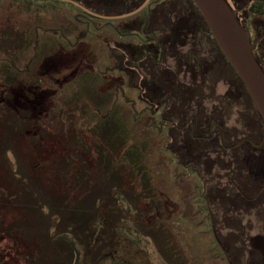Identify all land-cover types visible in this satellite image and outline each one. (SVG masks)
Instances as JSON below:
<instances>
[{"label": "rangeland", "instance_id": "rangeland-1", "mask_svg": "<svg viewBox=\"0 0 264 264\" xmlns=\"http://www.w3.org/2000/svg\"><path fill=\"white\" fill-rule=\"evenodd\" d=\"M179 1L168 4V20L195 23L197 13L195 19L189 18ZM237 1L240 7L246 2ZM226 2L231 6L233 0ZM237 15L239 23L248 22L252 41L264 34V16ZM10 36L0 39V71L7 83H14L0 108V227L12 237L0 238V264L170 263L165 251L160 254L162 241L154 235L165 222L159 198L149 200L147 185L129 183L130 172L112 173L111 141L120 142L126 135L125 114L138 124L141 141L150 136L158 144L166 142L165 151L157 154L165 155L158 158L168 166V172L160 174L168 184L158 186L167 193L164 203L171 202L166 218L172 244L177 231L186 238L193 264H225L210 234L208 216L194 208L202 192L216 238L231 264H264V195L256 197L262 183L253 179L256 169L244 163L248 159L253 164L258 152L248 151L250 143L237 144L243 139L259 144L264 124L213 40L202 42L201 63L193 65L194 70L185 71L187 66L179 62L170 68L173 87L168 89L163 82L162 90L168 89L175 99L168 117L173 124L156 126L137 119L143 109L142 78L154 76H144L137 68L134 73L112 70L126 67L122 47L85 45L81 51L88 53L87 58L45 61L52 72L49 78L66 77V82L58 88L48 86L33 103L34 96L15 87L18 75L3 66L13 63L21 72L33 62L21 59L22 54L47 50ZM107 52L115 56L110 59ZM190 116L202 127L197 130L202 135L193 141L187 137ZM194 147L197 151L191 150ZM187 163L202 184L188 174Z\"/></svg>", "mask_w": 264, "mask_h": 264}, {"label": "flooded vegetation", "instance_id": "flooded-vegetation-1", "mask_svg": "<svg viewBox=\"0 0 264 264\" xmlns=\"http://www.w3.org/2000/svg\"><path fill=\"white\" fill-rule=\"evenodd\" d=\"M171 1L0 0V39L9 34L11 35L9 38H15L20 41V44H30L34 47L40 45L47 50L44 52L33 50V52L22 54L24 56L21 59L29 61L80 60L83 57H88V53L81 51L84 50L85 45H106L112 46V49L115 45L122 47V62L126 64V67L124 70L117 67L112 70L125 73L126 71L128 73L131 71V73H134L137 68L144 76H147V74L154 76L153 79L142 78L143 85L139 86V88L141 90L140 102L143 104V109L138 114L139 117L137 119L139 122L151 121L156 126L158 123L159 125L162 123L171 124L168 117L169 114L171 116L173 114L171 110L175 99L168 90L174 84L170 68L180 63V66L182 64L187 66L185 71L194 70L193 65H198L201 60L202 42H204L205 38L213 40L206 23L190 0H180L179 2L183 7V13H188L189 18L195 19V12L197 13L196 22L188 21L184 25V22L172 21V18L170 19L172 22H170L168 20L170 10L167 6H169L168 4ZM242 1H246L243 7L239 6L240 1L237 0H233L232 7L228 4L238 20L237 14L239 12H247L252 3L255 2L254 0ZM247 23L243 21L240 25L249 33L250 27H248ZM195 34L197 37H195ZM179 37L181 38L180 42L178 41ZM105 55L109 57L108 52ZM111 55L110 59L115 56L113 53ZM115 59H117V56ZM155 74L158 76L155 77ZM49 76L47 77V80H49L47 83H50L49 87L58 88V85L61 86L66 82V77L63 80L62 78H57L56 80L52 78V81ZM146 82H148V85H145ZM163 82L168 88L166 91L162 90ZM188 122H193L190 133L187 134V137L193 141L197 139L198 133L202 135L201 132L197 133V130H202V127L197 125L196 120L192 116H190ZM216 130L217 128L215 127L212 129L211 136ZM211 136L205 139L208 141ZM243 140H246L244 141L245 143L250 141L248 139ZM241 141L237 144H240ZM218 144L221 147L223 146L221 135L218 137ZM255 144V146L250 145L253 148H258V158H254V163L258 170L264 165V136L259 144ZM163 149L165 150V148ZM197 149V147H194L191 150L197 151ZM184 168L188 169V174L194 175L199 180L198 182L202 184L196 171L189 163L185 164ZM259 170L253 179L262 183L259 195L256 196L260 198L264 195V169L260 172ZM199 193L200 191L197 188L195 190L197 198ZM200 195L202 197L194 208L198 214L208 216L212 239L222 254L225 264H231V259L228 258L216 238L209 204L204 200L202 192ZM251 200L248 199V201ZM177 236L178 232L176 231L174 237ZM218 245L225 252L228 261ZM184 252L191 254L188 250V244H175L173 259L169 264H193V258L189 255L186 257L183 254Z\"/></svg>", "mask_w": 264, "mask_h": 264}, {"label": "trees", "instance_id": "trees-1", "mask_svg": "<svg viewBox=\"0 0 264 264\" xmlns=\"http://www.w3.org/2000/svg\"><path fill=\"white\" fill-rule=\"evenodd\" d=\"M247 12L251 13L253 15L264 16V2L259 1V2L252 3L250 8L247 10ZM238 22H239V20H238ZM263 45H264V37L262 39H260L258 41V43L256 44V46L253 48V55L256 58L259 65L261 66L262 70L264 71V51H263L264 47H262ZM218 50H219V48H218ZM219 52H220V50H219ZM31 61H33V62L30 63L28 61L29 63L27 64V67H24V69H22V67H21V72L15 70L13 68L14 67L12 65L13 63L6 64L3 67L7 71L14 73L13 76L18 75V78L16 79L17 84L15 87L17 88V90L19 88H24L26 90V93L30 94L31 96H34L35 100H31V101L33 103H36L38 101V95L45 88H47L50 85V83H46L45 80H47V77L50 75L51 70H49L45 67V64H44L45 61H41V60H38V61L31 60ZM200 63H201V60H200ZM0 64H1V62H0ZM14 81H15V79H14ZM13 84H12V82L7 83L3 71H2V73L0 71V108L4 104L5 96L7 94L8 89ZM18 84L20 86L17 87ZM118 105L125 108L123 100H119ZM124 114H125V112H124ZM125 117H126V123H127V128H126L127 133H125L126 132L125 130H123V131L126 135L120 139V142H119V140L117 141V139H115V138H113V140L111 141L112 142L111 144H113V146L115 148V150L112 154V160H111L112 166H114V168L112 169L113 170L112 173H114V172L119 173V172H123L124 170L127 173L130 172L131 179H130L129 183L144 184V186L147 185V186H145L147 188V191L149 192L147 199L149 198V200H152L154 198H159V201H158L159 204H157V203L156 204L159 205V207H161V208L163 207L162 209L164 211V214H162V220H163V222L165 221L164 224L165 223L166 224L165 225L163 224L164 227L160 228V230H158V231L156 230L154 235H155L157 240L159 239V242L162 241V248L163 249H161L160 254L163 253V255H165V254H166V256L168 255L167 257L169 258V260L172 261L175 244L174 243L172 244V242H171V238H170L171 236L169 235V232L167 230L169 225H171V224H169V220L166 218L168 216L167 212L170 210V207H171V202H170V204L164 203L163 199L167 200L166 198H168L166 196L167 193H163L159 189V186H158L162 182H165V185L168 184V179H166V176L160 175V174H164L165 172H168V166L166 164H163L161 162V160L158 158V156L163 157L165 155H163V153L157 154L158 150L159 151H165L163 149L162 145H166V142L163 139V141H161V143L158 144L150 136H149V138L146 137V139L141 141V139L139 137L140 131L136 127V125H138V124H136V123L132 122L130 119H128L127 114H125ZM108 126H109V124H107V127ZM156 145H158V146H156ZM248 148L250 149L248 151H251V150L257 151V149H258V148H253L252 146L248 147ZM51 149H53V148L51 147ZM102 149L108 151V147H106L105 145L102 147ZM103 154H104L105 159H106V156L108 157V154L107 153L105 154V152ZM250 162L251 161H249L248 159H247V161L244 160V163L248 165L250 170H255V169L257 170V166L255 165L254 161H253V164L252 163L250 164ZM240 165H241V167L244 168V165L242 163H240ZM263 169H264V166L258 168L259 172L262 171ZM258 170H257V172H258ZM225 171H227L228 173L227 172L226 173L229 175L233 174V172H231L232 170H225ZM132 179H133V181L131 182ZM226 180H227V178H226ZM227 182H228V180H227ZM259 182H261V181H259ZM236 192H237V190L233 189L232 193L236 194ZM151 203H154V202H151ZM151 212L154 214V210H151ZM156 221H158V219ZM3 229L4 228L0 227V238H6V237L8 239L11 238L12 235L6 234L5 232H3ZM171 230L172 229H170V232H171ZM173 233L174 232L172 231V234ZM172 236H174V234ZM176 239H177L176 244L178 241L180 243L186 244L184 236L179 235L176 237ZM188 250H189V245H188ZM164 251H165V254H164ZM183 254L187 255V256L189 255V253H185V252ZM179 261H180V259H179Z\"/></svg>", "mask_w": 264, "mask_h": 264}, {"label": "water", "instance_id": "water-1", "mask_svg": "<svg viewBox=\"0 0 264 264\" xmlns=\"http://www.w3.org/2000/svg\"><path fill=\"white\" fill-rule=\"evenodd\" d=\"M190 1L200 13L210 36L241 82L264 124V71L253 55V48L264 35L252 41L225 0ZM248 142L256 145L252 141ZM221 251L228 261L222 248Z\"/></svg>", "mask_w": 264, "mask_h": 264}]
</instances>
